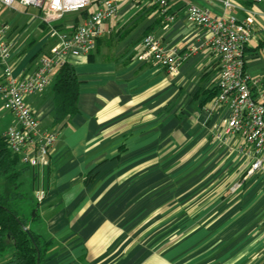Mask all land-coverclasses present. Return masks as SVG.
I'll return each mask as SVG.
<instances>
[{"label":"crops","instance_id":"0c3cea01","mask_svg":"<svg viewBox=\"0 0 264 264\" xmlns=\"http://www.w3.org/2000/svg\"><path fill=\"white\" fill-rule=\"evenodd\" d=\"M236 3L232 14L253 18L245 54L246 71L261 80L257 91L264 88V13L253 0ZM189 4L222 9L218 0H168L174 20L167 22L144 0H118L96 48L66 58L79 83L77 111L64 122L54 121L59 68L49 88L26 97L41 129L56 133L37 215L29 217L37 186L30 167L19 178L27 198L16 202L27 227L45 239L41 264H264V183L253 175L229 190L251 158L240 134L225 129L226 107L207 101L218 59L204 29L186 20ZM28 7L0 0L16 78L84 18L74 11L47 23L43 8ZM145 34L185 55L176 74L139 60Z\"/></svg>","mask_w":264,"mask_h":264},{"label":"built area","instance_id":"2783aa9c","mask_svg":"<svg viewBox=\"0 0 264 264\" xmlns=\"http://www.w3.org/2000/svg\"><path fill=\"white\" fill-rule=\"evenodd\" d=\"M13 8L14 0H1ZM261 5L264 13V0H253ZM25 6L44 9V22L62 18L68 12L80 11L93 6L74 29L61 34L47 53L39 56L35 63L25 69L19 78L12 75L9 64L10 45L7 26L0 23V100L2 108L13 116L14 124L3 131L7 147L19 156L22 164L35 171L37 186L34 198L40 202L45 194V171L49 166L50 150L56 140V133L43 131L39 120L26 101V97L42 91L49 83L54 68L61 67L68 56H83L92 52L98 39L104 33L103 23L117 15L118 0H20ZM149 6L156 7L167 22L174 15L167 12L168 0H144ZM221 12L213 13L209 8L189 4L185 10L186 20L204 29V43L215 52L218 59V75L215 83L217 94L212 100L216 110L226 107L227 117L223 120L227 132L239 133L251 162L242 177L231 184L229 190L235 192L243 182L258 175L264 183V88L261 80L252 78L246 71L245 46L248 43L253 25L251 15L237 17L232 10L236 0H218ZM139 60L154 62L169 75L177 73L185 55L175 47H164L152 34L141 39ZM220 137V135H218ZM264 232V212L261 216Z\"/></svg>","mask_w":264,"mask_h":264},{"label":"trees","instance_id":"16d2710c","mask_svg":"<svg viewBox=\"0 0 264 264\" xmlns=\"http://www.w3.org/2000/svg\"><path fill=\"white\" fill-rule=\"evenodd\" d=\"M86 17L87 8L79 11ZM77 19L75 20V23ZM78 78L74 68L69 63H64L57 70L53 85L54 121L62 123L77 111ZM217 94V88L207 96L209 105ZM206 102V101H205ZM19 156L7 147L3 132L0 131V257L8 250H12L10 258L1 264H36L37 251L39 252L38 264H41L45 239L27 227V217L20 213L16 202L26 199L27 194L21 191L22 182L19 180L26 167ZM37 201L31 205L29 217H35Z\"/></svg>","mask_w":264,"mask_h":264},{"label":"rangeland","instance_id":"374dc122","mask_svg":"<svg viewBox=\"0 0 264 264\" xmlns=\"http://www.w3.org/2000/svg\"><path fill=\"white\" fill-rule=\"evenodd\" d=\"M20 5H21V2H20V0H14V2H13V8L15 9V10H19L20 9ZM93 7V6H92ZM92 7L91 6H89L88 8H87V11L88 12H90L91 10H92ZM28 8H30V10L31 9H33L34 7L33 6H29ZM11 10V9H10ZM29 11V10H28ZM69 14H67V15H65V17H67ZM262 58V57H261ZM55 69V68H54ZM54 69H53V71H54ZM52 71V72H53ZM258 79V78H257ZM52 85V80L50 79L49 80V83L47 84V86H46V88H49L50 86ZM0 121H4L5 122V124L4 125H0V129L2 130V129H4V128H6L9 124H14V119H13V116L10 114V112L9 111H7V110H5V109H0ZM26 174V176L27 177H29V175H30V171L29 170H26V172H25Z\"/></svg>","mask_w":264,"mask_h":264},{"label":"water","instance_id":"95a60500","mask_svg":"<svg viewBox=\"0 0 264 264\" xmlns=\"http://www.w3.org/2000/svg\"><path fill=\"white\" fill-rule=\"evenodd\" d=\"M38 259H39V252L37 251V262H36V264H38Z\"/></svg>","mask_w":264,"mask_h":264}]
</instances>
